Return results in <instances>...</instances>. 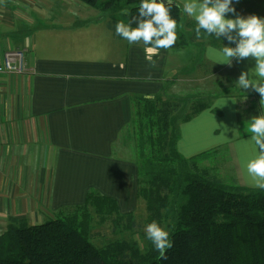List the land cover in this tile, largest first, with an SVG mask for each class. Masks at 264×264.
Returning a JSON list of instances; mask_svg holds the SVG:
<instances>
[{"label": "crops", "instance_id": "obj_1", "mask_svg": "<svg viewBox=\"0 0 264 264\" xmlns=\"http://www.w3.org/2000/svg\"><path fill=\"white\" fill-rule=\"evenodd\" d=\"M83 3L0 0V62L8 50H23L28 69L22 76L0 74V232L11 218L35 222L83 205L91 189L117 200L123 214L137 210V166L123 153L122 135L135 95L222 92L213 101L221 115L206 110L181 125L179 151L188 159L226 148L233 179L255 187L242 167L252 155L245 125L264 108L258 92L236 81L256 61L215 63L211 50L218 48L206 40L149 52L116 40L109 17H91ZM232 7L226 18H264V0H232Z\"/></svg>", "mask_w": 264, "mask_h": 264}, {"label": "trees", "instance_id": "obj_2", "mask_svg": "<svg viewBox=\"0 0 264 264\" xmlns=\"http://www.w3.org/2000/svg\"><path fill=\"white\" fill-rule=\"evenodd\" d=\"M79 1L112 13L106 26L116 40L123 39L115 31L117 22L132 20L141 2ZM125 8L127 16L122 14ZM171 15L178 25L171 48L195 40H206L218 49L233 46L225 37L203 31L197 39L196 23L186 20L182 6H173ZM163 92L135 95L132 119L122 132L134 150L138 199L145 202L146 218L141 221L136 213H120L117 200L91 189L83 205L67 206L41 225L11 218L0 235V264H264V189L242 186L235 179L225 183L220 168L207 164L220 149L187 159L178 148L181 125L206 110L221 115L213 101L223 95L165 98ZM224 96L247 94L224 92ZM153 220L169 228L173 247L166 259L159 258L144 234ZM96 224L109 226L117 239L98 246Z\"/></svg>", "mask_w": 264, "mask_h": 264}, {"label": "clouds", "instance_id": "obj_3", "mask_svg": "<svg viewBox=\"0 0 264 264\" xmlns=\"http://www.w3.org/2000/svg\"><path fill=\"white\" fill-rule=\"evenodd\" d=\"M181 3L182 12L196 23L197 39L203 31L218 39L225 37L235 44V47L223 45L219 49H212L215 63L230 65L233 58H253L256 61L254 68L240 74L236 84L239 88L258 92L260 105L264 108V18L256 15L226 18V14L235 13L232 0H181L180 3L176 0H141L138 15L127 23L117 22L115 31L129 44L143 42L149 52L170 49L177 40L178 26L172 18L171 9L173 6L181 8ZM122 14L129 15V9H123ZM134 21L135 27L132 26ZM245 129L250 135L247 142L252 146V155L242 167L254 186L264 189V113L248 120ZM145 232L159 258L166 259L167 251L173 247L169 232L155 220L146 224Z\"/></svg>", "mask_w": 264, "mask_h": 264}, {"label": "rangeland", "instance_id": "obj_4", "mask_svg": "<svg viewBox=\"0 0 264 264\" xmlns=\"http://www.w3.org/2000/svg\"><path fill=\"white\" fill-rule=\"evenodd\" d=\"M85 4V3H83ZM87 6V5H84ZM86 11L89 12V14H91V17H93L94 15L96 16V18H98V20L102 21V20H107L108 17H110V15L112 14L111 12H109L108 10L106 12L103 11H98L96 9H93L91 7H85ZM83 19V17H81V20ZM93 19V18H92ZM46 23V22H45ZM184 26V23L182 22V24ZM182 28V27H181ZM222 94V92H219V95ZM128 144V145H127ZM125 148H124V155L128 158L133 157L134 154V150H132V147L130 145V143L125 142ZM227 149L226 148H222L219 152L214 153L213 157H210L209 161L207 162L208 165L210 166H218L220 169H218L220 171V175L222 177V179L225 181V183H230L233 180V174H232V170H230L231 168V163L229 162V158H228V154H227ZM122 155V154H121ZM195 157V156H194ZM120 212V210H119ZM121 213V212H120ZM139 216V219L142 221L146 218L147 216V211H146V205L145 202H141L139 207L137 208V210L134 212ZM123 214V213H122ZM49 218H44V217H40V221H29L28 224L31 225H41V223H45ZM95 226V233H99L100 235L95 237V243L98 246H103L104 244L109 243L110 241H114L117 239L118 234L114 235L111 232V229L109 228V226L104 225L100 226L98 224L94 225ZM164 229L166 231L169 232V228H167L166 226L164 227ZM3 232H0V235H2ZM144 234H146L145 230H144ZM142 239L144 240V242L146 241V237L141 236Z\"/></svg>", "mask_w": 264, "mask_h": 264}, {"label": "built area", "instance_id": "obj_5", "mask_svg": "<svg viewBox=\"0 0 264 264\" xmlns=\"http://www.w3.org/2000/svg\"><path fill=\"white\" fill-rule=\"evenodd\" d=\"M26 55L23 50H8L0 62V74H15L22 76L27 72Z\"/></svg>", "mask_w": 264, "mask_h": 264}]
</instances>
